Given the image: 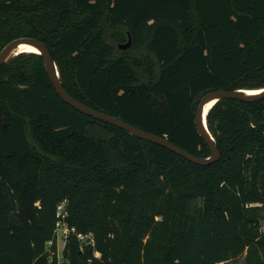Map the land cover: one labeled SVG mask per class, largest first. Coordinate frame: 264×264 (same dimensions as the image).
Listing matches in <instances>:
<instances>
[{"label":"trees","instance_id":"16d2710c","mask_svg":"<svg viewBox=\"0 0 264 264\" xmlns=\"http://www.w3.org/2000/svg\"><path fill=\"white\" fill-rule=\"evenodd\" d=\"M19 37L48 45L77 99L200 157L202 97L264 88V0H0V52ZM207 121L221 158L200 164L66 102L41 53L10 57L0 264H264V98L220 99ZM65 199L95 244L71 233L59 262L46 245Z\"/></svg>","mask_w":264,"mask_h":264},{"label":"water","instance_id":"95a60500","mask_svg":"<svg viewBox=\"0 0 264 264\" xmlns=\"http://www.w3.org/2000/svg\"><path fill=\"white\" fill-rule=\"evenodd\" d=\"M25 45H36L45 59V65L47 72L49 74L50 79L52 80L57 92L60 96L69 104L77 108L78 110L101 119L103 121L109 122L111 124L117 125L121 128L126 129L131 134L136 135L138 137L144 138L146 140L158 143L160 145L166 146L173 151L187 157L188 159L195 161L200 164H210L215 161H218L221 158V150L219 149L218 145L216 144L215 138L212 135L207 121V114L209 109L207 107L209 103L216 99L215 103L223 98H237L243 101H257L264 98V88L260 89H228V88H221L210 91L206 93L197 108L196 111V124L199 133L204 137L206 142L208 143L209 147L211 148V155L209 157H200L195 154L190 153L189 151L185 150L181 146L177 145L176 143L170 141L168 138L148 132L136 125L129 123L128 121L123 120L117 116H113L111 114L105 113L103 111L97 110L81 100L74 97L62 84L60 79V74L58 67L53 59L51 54L50 48L48 45L37 38L34 37H19L12 41H10L0 52V66L9 60L10 57L13 55L18 54V51L22 46ZM132 45V37L129 36V39L126 43L121 44V47L126 49ZM254 90H258L255 92ZM214 103V104H215Z\"/></svg>","mask_w":264,"mask_h":264},{"label":"built area","instance_id":"2783aa9c","mask_svg":"<svg viewBox=\"0 0 264 264\" xmlns=\"http://www.w3.org/2000/svg\"><path fill=\"white\" fill-rule=\"evenodd\" d=\"M69 212L67 209V199L62 201L57 206V222L54 232V236L47 242L46 251L49 253L50 260H54L56 257L59 262H64V250L68 243L71 233H77L81 241V249L86 244H95V239L92 233L78 232L75 227L69 225L68 217ZM101 253L96 251V256H100Z\"/></svg>","mask_w":264,"mask_h":264},{"label":"rangeland","instance_id":"374dc122","mask_svg":"<svg viewBox=\"0 0 264 264\" xmlns=\"http://www.w3.org/2000/svg\"><path fill=\"white\" fill-rule=\"evenodd\" d=\"M108 37H110V34L108 33ZM111 39V41H113L114 43H115V48H116V54H119V53H121L123 50H125L124 48H122L121 47V44H123V43H126L127 41H124V42H116L115 40H113L112 38H110ZM126 49H128V48H126ZM96 132L99 134V135H101V136H103V137H107L108 136V132L106 131V130H104V129H102V128H97L96 129ZM115 158V157H114ZM263 230H264V221H263ZM239 264H243V258L239 261Z\"/></svg>","mask_w":264,"mask_h":264},{"label":"bare ground","instance_id":"6f19581e","mask_svg":"<svg viewBox=\"0 0 264 264\" xmlns=\"http://www.w3.org/2000/svg\"><path fill=\"white\" fill-rule=\"evenodd\" d=\"M18 51L38 52L40 50L36 45H25V46H22ZM254 91L257 92L258 90H254ZM215 101H216V99H213L209 103L207 110L210 109L214 105Z\"/></svg>","mask_w":264,"mask_h":264}]
</instances>
